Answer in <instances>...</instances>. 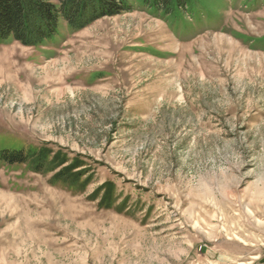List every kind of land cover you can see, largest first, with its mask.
Masks as SVG:
<instances>
[{
  "label": "rangeland",
  "instance_id": "374dc122",
  "mask_svg": "<svg viewBox=\"0 0 264 264\" xmlns=\"http://www.w3.org/2000/svg\"><path fill=\"white\" fill-rule=\"evenodd\" d=\"M126 1L0 43V264H264V0Z\"/></svg>",
  "mask_w": 264,
  "mask_h": 264
},
{
  "label": "trees",
  "instance_id": "16d2710c",
  "mask_svg": "<svg viewBox=\"0 0 264 264\" xmlns=\"http://www.w3.org/2000/svg\"><path fill=\"white\" fill-rule=\"evenodd\" d=\"M0 0V43L10 40L40 46L59 33L61 22L80 31L103 16H116L128 9L126 0ZM194 0H145L146 5L166 15L191 11ZM9 163H26L22 151L2 152Z\"/></svg>",
  "mask_w": 264,
  "mask_h": 264
}]
</instances>
